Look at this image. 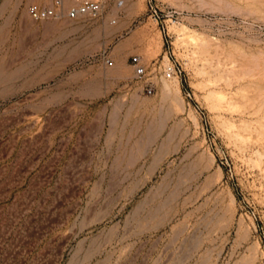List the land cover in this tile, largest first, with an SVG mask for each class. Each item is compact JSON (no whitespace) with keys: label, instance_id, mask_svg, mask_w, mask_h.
Returning a JSON list of instances; mask_svg holds the SVG:
<instances>
[{"label":"rangeland","instance_id":"1","mask_svg":"<svg viewBox=\"0 0 264 264\" xmlns=\"http://www.w3.org/2000/svg\"><path fill=\"white\" fill-rule=\"evenodd\" d=\"M51 1L0 0V264H264V0Z\"/></svg>","mask_w":264,"mask_h":264},{"label":"built area","instance_id":"2","mask_svg":"<svg viewBox=\"0 0 264 264\" xmlns=\"http://www.w3.org/2000/svg\"><path fill=\"white\" fill-rule=\"evenodd\" d=\"M151 6L153 5L152 0H147ZM105 4L103 0H52L48 4H37L29 3L27 5V13L29 17L35 22H42V20L57 19L64 16L68 19L76 18H87L93 19L98 18L104 10ZM154 18H158L156 8L151 13ZM114 21V20H113ZM133 65L134 77L137 81L144 79L146 75L145 65L143 64L140 55H133L131 58ZM107 64L112 63L111 60H106ZM176 73L175 66L172 63H168L163 68V75L166 78H171ZM152 87H147V91L151 93Z\"/></svg>","mask_w":264,"mask_h":264},{"label":"bare ground","instance_id":"3","mask_svg":"<svg viewBox=\"0 0 264 264\" xmlns=\"http://www.w3.org/2000/svg\"><path fill=\"white\" fill-rule=\"evenodd\" d=\"M185 28V27H184ZM183 32V31H182ZM193 36V35H192ZM193 37H195V36H193Z\"/></svg>","mask_w":264,"mask_h":264}]
</instances>
